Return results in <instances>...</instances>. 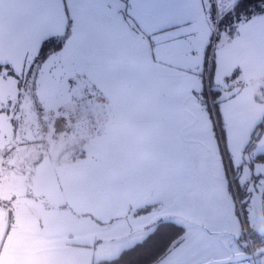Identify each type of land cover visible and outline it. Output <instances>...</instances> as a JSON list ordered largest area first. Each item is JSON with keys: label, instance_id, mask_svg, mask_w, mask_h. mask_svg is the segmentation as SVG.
Instances as JSON below:
<instances>
[{"label": "crops", "instance_id": "obj_1", "mask_svg": "<svg viewBox=\"0 0 264 264\" xmlns=\"http://www.w3.org/2000/svg\"><path fill=\"white\" fill-rule=\"evenodd\" d=\"M123 4L124 0H120L121 9ZM179 8L181 15L188 17L195 26V31L185 28H181L180 31H190L194 39L181 37L180 41L184 42L168 39L169 30L163 33L153 32L151 30L153 25L140 24L123 11L105 17L103 31L106 50L98 68L94 69L91 76L84 77L82 84L65 87L66 105L53 106V100L51 105L38 104V111L36 110L39 114L58 110L66 114L120 115L121 121L117 118L114 122L113 132L110 133L111 128H107V131L101 134L102 143H114L116 147L128 146L132 149L133 144L138 142V145L142 146L140 150L138 148L140 155L114 154L116 165L112 169L114 171L108 174L113 180V187H107L106 184L92 185L88 191H82L85 194H76L69 208L71 210L78 208L80 202L88 205L93 203L96 206V202L103 200L110 203L112 199L116 200V203L122 196L125 199L132 198L133 187L135 190H142L137 195L138 198L136 196L129 201L133 204L128 208L134 211V225L129 227L127 233L133 232L135 233L133 237L138 236L133 243L142 239L155 226L154 218L150 219L149 224L145 221L144 228L149 226V229H144L139 235L137 230L140 229V225L135 222V217L137 219L140 214H151L153 209L161 212L163 201L177 203L180 208L186 207L189 202L196 206L210 204L214 209V215H217L212 228H219L222 233L239 238V225L222 218L224 213L221 210L226 208L228 211L230 207V211L234 212V208L220 145L202 95L205 90L203 67L209 50L206 52L205 46L209 36L211 43L214 40L211 78L213 87L225 90L239 88L234 95L217 106L228 155L235 168H242L244 153L246 150L249 151L247 146L252 134L264 120V24L257 21L251 27L245 25L243 28L233 24L229 30V23L236 19L234 17L221 24L220 39L217 41L213 22L207 21L206 14L200 12L198 0H186ZM8 27L6 22V33ZM5 46L10 49L7 42ZM97 75L95 95L99 100L97 104H90L89 97L92 95L90 82L95 78L93 76ZM59 92L55 93L51 89L50 97H58ZM37 96L41 98L42 89ZM33 97L34 93L31 91L30 98L33 100ZM84 98H87V102ZM54 123L52 120H46L44 129L53 128ZM80 123L77 120L72 124L78 134L81 133ZM147 129L149 134L145 131ZM78 139L79 142L71 146L87 142L85 137ZM256 140L251 149L255 146ZM158 148L161 153L155 155L153 151ZM117 150L119 153V148ZM82 152L79 150L71 154L72 158L76 159V155L83 156L85 153ZM259 153L263 152L257 150L253 156L257 157ZM102 156L103 158L99 159H108L107 155ZM156 161L160 163L157 164ZM128 171L130 177L127 176ZM76 187L79 190L87 188L84 184ZM85 214L95 218L97 221L95 226L103 229L100 225L103 222L99 217L91 213ZM110 225L114 226L112 223ZM112 226L109 231L114 233L120 224L113 228ZM254 231L264 233V230L258 231L257 228ZM118 238L121 240L118 236L110 240L117 244ZM102 241L99 235L94 238V248ZM77 244L89 246L88 243H75ZM116 244H112L110 248L114 249ZM221 244L218 240L215 241L218 252L207 259L225 258L232 252H240L233 239L225 248ZM123 246L118 247L116 252L119 253L130 245ZM93 255L89 259L87 257L85 264H92L104 258H96Z\"/></svg>", "mask_w": 264, "mask_h": 264}, {"label": "rangeland", "instance_id": "obj_2", "mask_svg": "<svg viewBox=\"0 0 264 264\" xmlns=\"http://www.w3.org/2000/svg\"><path fill=\"white\" fill-rule=\"evenodd\" d=\"M227 7H229L228 3L224 9ZM233 18L228 17L226 21ZM220 26L221 24L219 28ZM213 27L215 35L216 25L214 23ZM3 54L6 59H12L13 67L19 72L22 51H13L5 46ZM213 64L214 61L212 62L210 80L213 74ZM24 70L27 72L26 65ZM93 77L95 78L90 82L92 95L89 97V103L97 104L99 98L95 95V87L98 85V75ZM41 89V98L36 97L34 93L33 100L37 102L36 104L30 98L31 90H26V86H21L17 90L13 76L0 79V264H85L87 257L89 259L93 254L96 258L115 257L118 254L116 252L118 247L131 245L138 238V236L133 237L135 235L133 232L127 233L129 227L134 225V211L128 207L133 205L129 201L140 194L142 190H135L133 187L132 198L125 199L122 196L116 203V200L112 199L110 203H105L103 200L96 202V206L93 203L88 205L85 202H80L78 208L74 210H71L69 205L76 194H85L82 191H88L92 185L106 184L107 187H113V180L108 174L114 171L112 169L116 165L115 155L133 156L136 153L139 156L138 148L140 150L142 146L137 142L130 149L128 146L118 145L116 147L114 143H102L101 134L107 131V128H111L109 129L110 133L113 132L114 122L117 118L121 121L119 114H66L58 110L39 114L37 112L38 104L51 105L54 100L53 106L59 107L62 104L66 105L65 101H67L65 87L62 88L63 90L52 89L55 93L60 91L57 94L58 97L55 98L50 97L51 88ZM205 90V102L211 120L214 122L211 110L215 111L218 118L220 114L218 108L215 107L216 96L211 93V82L209 92L206 88ZM209 100H212L211 104ZM84 101L87 102V98H84ZM129 117H134V115H129ZM46 120L55 122L53 128L44 129ZM77 120L81 122V133L79 134L72 125ZM145 131L149 134V129ZM215 135L219 142L216 132ZM78 137H85L87 142L83 141L79 145L71 146L79 142ZM219 145H221L220 142ZM251 145L248 147L250 162L244 160L241 169L235 168L233 162L231 164V174L236 176L234 179L235 191H233L229 170L220 146L234 208V212L230 211V207H228V211L225 210L226 208L221 210L224 213L222 218L234 225H239V238L230 237L229 233H222L219 228L209 229V234L215 238V241L218 240L222 243V247H227L228 242L233 239L240 251L243 249L248 252L249 250L246 248L249 247L245 243L246 234L250 238L249 242L253 249H255L253 234H258L260 239L264 234L254 231L256 228L258 231L264 230L262 205L264 160H259L256 155L253 156L257 150L264 152V126L260 138L256 140L252 149ZM124 147L127 148L124 149ZM117 148H119V153ZM77 149L82 150L85 154L83 156L76 155V159H74L71 154L79 151ZM153 153L159 155L161 151L158 148ZM102 155H107L108 159H99L103 158ZM156 163L160 162L156 161ZM127 174L130 177V171ZM82 184L87 188L77 189L76 186ZM234 192L237 193V196ZM175 204L177 206L170 207L169 211L173 214L172 218L180 220L185 207L180 208L177 203ZM85 213L99 217L103 222L100 224L103 229H98L95 226L96 219ZM160 213L153 209L151 214H140L137 219L135 217V222L140 225V229L137 230L139 235L144 229H149V226L144 228L145 221L149 224L150 219L154 218L155 220L161 215ZM112 214L113 216H111ZM214 216L217 217V215ZM126 219H128V224H126ZM111 223L114 226L110 225ZM117 224L120 226L114 233L109 231L111 226L113 228ZM246 225L247 231H245ZM98 235L103 241L94 248L93 240ZM115 236L121 238V240L117 239L119 241L117 244L113 243L114 240H110ZM75 243H88L89 246L75 245ZM112 244H116L114 249L110 248ZM217 252L214 242L205 253H202V258L207 259ZM167 260L166 254L153 264H167ZM230 264H264V252L258 254L254 259L230 262Z\"/></svg>", "mask_w": 264, "mask_h": 264}, {"label": "snow or ice", "instance_id": "obj_3", "mask_svg": "<svg viewBox=\"0 0 264 264\" xmlns=\"http://www.w3.org/2000/svg\"><path fill=\"white\" fill-rule=\"evenodd\" d=\"M185 2L124 0L121 9L120 0H0V79L13 76L17 90L26 86V90L36 95L40 94L41 88L59 90L67 85L82 84L83 78L91 76L104 57V18L121 11L140 24L153 25V32L169 30L168 39H194L190 31H180L181 28L195 31L193 22L181 15L179 5ZM221 2L198 0L200 12L206 14L207 21L216 25L217 41L220 39L219 25L225 23L229 16L236 17L229 23V30L233 24L240 28L245 25L251 27L257 21L264 24V0L258 3L256 0H227L229 7L225 9L219 7ZM253 3L259 12H252L249 16L237 12ZM6 22L9 26L7 33ZM6 42L10 50L22 51L19 72L13 67L12 59L4 57ZM211 47L209 36L205 51ZM162 203V214L153 221L156 227L148 240L153 246L168 241L164 247L167 264H230L226 259L202 258V253L215 242L209 234L215 220L210 204L196 206L189 202L182 219L177 220L169 211L170 207L177 205L168 201Z\"/></svg>", "mask_w": 264, "mask_h": 264}, {"label": "trees", "instance_id": "obj_4", "mask_svg": "<svg viewBox=\"0 0 264 264\" xmlns=\"http://www.w3.org/2000/svg\"><path fill=\"white\" fill-rule=\"evenodd\" d=\"M258 2L259 0H256V3ZM259 11L260 9L255 6V3L249 4L245 8H241L237 10L238 13H243L244 16H249L252 14V12H259ZM230 17L233 18L235 16H229V18ZM213 88L214 87L211 82V93L213 96H217L218 93L214 91ZM205 92L206 90H204V93ZM204 93L202 94L203 97H204ZM217 105L218 104L216 103L215 104L216 108ZM219 122L222 129L223 127L220 117H219ZM263 126H264V120L257 126L255 131L253 132L249 145H251L261 135ZM249 145L247 146V148L249 147ZM257 158L259 160H264V152L257 154ZM155 227L156 225L139 241H136L135 243L131 244L126 248H123L115 257L100 259L92 264H153L159 261L167 254L166 252H164V247L166 246L168 241L161 242L159 246H153L152 241L148 240V237L155 230ZM263 243H264V238L260 239L258 234H253V244L255 248Z\"/></svg>", "mask_w": 264, "mask_h": 264}, {"label": "built area", "instance_id": "obj_5", "mask_svg": "<svg viewBox=\"0 0 264 264\" xmlns=\"http://www.w3.org/2000/svg\"><path fill=\"white\" fill-rule=\"evenodd\" d=\"M227 4V0H222V2L220 3L219 7L221 9H224V6ZM213 43H214V40L212 41V47L209 48L208 50V54H207V57H206V61H205V64H204V70H203V78H204V82H205V88L208 90L209 92V89H210V72H211V69H212V62H213ZM210 101V104L212 103V100H209ZM212 112V119H213V127L215 128V132L219 138V142H220V146L222 147V150H223V153H224V159H225V163L227 164V168L229 170V177H230V182H231V185H233V191H235L236 189V183L234 184V179L236 178V176L234 174H231V171H232V168H231V159L228 155V151H227V147H226V143H225V140H224V137H223V134H222V129H221V125H220V122H219V118L218 116L216 115L215 111L212 109L211 110ZM231 170V171H230ZM234 194H236L237 196V193L234 192ZM236 201L238 202V198L236 197L235 198ZM247 225H246V229L245 231H247ZM247 235V239L245 240V243L247 244V246L249 248H246V250H249V252L253 251V247L251 246V242L250 241V238L248 237V234ZM247 241V242H246ZM246 246V247H247Z\"/></svg>", "mask_w": 264, "mask_h": 264}, {"label": "water", "instance_id": "obj_6", "mask_svg": "<svg viewBox=\"0 0 264 264\" xmlns=\"http://www.w3.org/2000/svg\"><path fill=\"white\" fill-rule=\"evenodd\" d=\"M213 89H214V91H216L218 93V95L216 96V98L214 100L215 103H220V102L228 99L229 97L234 95L239 90L238 87H233V88H230V89H227V90H225V89H223L221 87H214ZM244 160L246 162H250L247 150L244 153ZM263 210H264V197H263ZM261 252H264V245L256 247L251 252L244 251L242 249V251L233 252L229 256H227L225 258H222V259H226L229 262H239V261H242V260L254 259Z\"/></svg>", "mask_w": 264, "mask_h": 264}, {"label": "flooded vegetation", "instance_id": "obj_7", "mask_svg": "<svg viewBox=\"0 0 264 264\" xmlns=\"http://www.w3.org/2000/svg\"><path fill=\"white\" fill-rule=\"evenodd\" d=\"M263 197H264V192H263V194H262V205H263ZM248 225V224H247ZM248 227H249V225H248ZM262 238H264V236H262ZM261 245H264V243L263 244H261ZM260 245V246H261Z\"/></svg>", "mask_w": 264, "mask_h": 264}, {"label": "bare ground", "instance_id": "obj_8", "mask_svg": "<svg viewBox=\"0 0 264 264\" xmlns=\"http://www.w3.org/2000/svg\"><path fill=\"white\" fill-rule=\"evenodd\" d=\"M217 115V114H216Z\"/></svg>", "mask_w": 264, "mask_h": 264}]
</instances>
